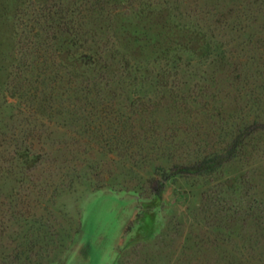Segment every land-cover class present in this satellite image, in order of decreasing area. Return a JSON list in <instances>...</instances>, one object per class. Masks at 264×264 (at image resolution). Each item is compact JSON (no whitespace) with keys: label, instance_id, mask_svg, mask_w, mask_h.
Masks as SVG:
<instances>
[{"label":"rangeland","instance_id":"obj_1","mask_svg":"<svg viewBox=\"0 0 264 264\" xmlns=\"http://www.w3.org/2000/svg\"><path fill=\"white\" fill-rule=\"evenodd\" d=\"M0 264H264V0H0Z\"/></svg>","mask_w":264,"mask_h":264},{"label":"trees","instance_id":"obj_2","mask_svg":"<svg viewBox=\"0 0 264 264\" xmlns=\"http://www.w3.org/2000/svg\"><path fill=\"white\" fill-rule=\"evenodd\" d=\"M200 165L201 163H196L192 165H185L183 166V168L186 169L187 171H198L200 169Z\"/></svg>","mask_w":264,"mask_h":264}]
</instances>
